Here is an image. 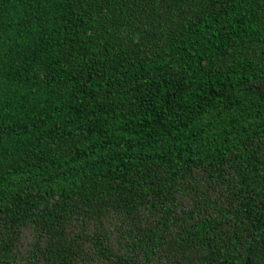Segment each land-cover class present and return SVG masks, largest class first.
Here are the masks:
<instances>
[{
    "label": "trees",
    "instance_id": "obj_1",
    "mask_svg": "<svg viewBox=\"0 0 264 264\" xmlns=\"http://www.w3.org/2000/svg\"><path fill=\"white\" fill-rule=\"evenodd\" d=\"M0 264H264V0H0Z\"/></svg>",
    "mask_w": 264,
    "mask_h": 264
}]
</instances>
